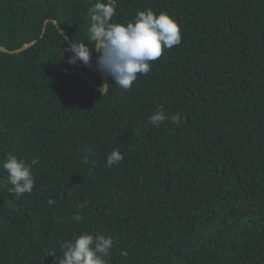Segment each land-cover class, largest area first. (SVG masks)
Returning <instances> with one entry per match:
<instances>
[{
  "label": "trees",
  "instance_id": "1",
  "mask_svg": "<svg viewBox=\"0 0 264 264\" xmlns=\"http://www.w3.org/2000/svg\"><path fill=\"white\" fill-rule=\"evenodd\" d=\"M95 2L0 0V45L35 41L0 51V160L39 159L19 198L0 168V264H58L84 231L112 237L109 264H264V0H116L112 22L165 11L182 40L129 90L105 75L103 95L68 63L88 43L100 85Z\"/></svg>",
  "mask_w": 264,
  "mask_h": 264
},
{
  "label": "clouds",
  "instance_id": "2",
  "mask_svg": "<svg viewBox=\"0 0 264 264\" xmlns=\"http://www.w3.org/2000/svg\"><path fill=\"white\" fill-rule=\"evenodd\" d=\"M115 14L116 0H96L88 10L90 26L87 29V42L100 53L96 69L110 76L119 88L129 90L138 74L146 75L150 72L151 62L158 60L165 49L181 43L182 34L175 18L165 11L157 14L150 8L140 10L132 21L122 23L112 22ZM68 51L71 53L68 63L80 61L90 66L91 52L88 43H70ZM107 90L108 85H105L101 89L102 95ZM166 119L169 117L160 107L148 118V122L159 127ZM170 119L179 125L181 118L174 114ZM86 152L91 155L90 149ZM122 160L123 154L114 149L106 157V167L110 168ZM38 163V158L27 162L11 153L0 160V168L7 173L4 183L12 185L8 191L16 198L32 191L35 184L32 167ZM48 203L52 205L55 201L49 198ZM73 219L78 222L82 217L77 214ZM112 245L111 236L81 232L74 239L60 245L62 256L58 264H109ZM121 255L126 256L127 252L122 251Z\"/></svg>",
  "mask_w": 264,
  "mask_h": 264
},
{
  "label": "water",
  "instance_id": "3",
  "mask_svg": "<svg viewBox=\"0 0 264 264\" xmlns=\"http://www.w3.org/2000/svg\"><path fill=\"white\" fill-rule=\"evenodd\" d=\"M54 23H55L57 29L61 32V30H60V28L58 27L57 23H56L55 21H54ZM64 38H65L66 40H69L68 37H66L65 35H64ZM34 42H35V41H31V42L25 43V44H23L21 47L16 48V49H12V50H8V49H6L5 47H3V46L0 45V51H1V52H5V53H9V54L18 53V52H20V51L26 49L27 47L31 46ZM96 52H97V51H96ZM98 56H99V52L96 53V59H97ZM83 65H84V63L81 62L80 67H79V70H78V71H79V74L82 76V78H83L84 80H86L91 86H93V88H94L95 90H98V91L101 92V89H102L105 85H107V81H106L105 74L101 73V82H100V85L97 86V85H95V84L92 82V80L88 77V75H86V74L84 73V71H83Z\"/></svg>",
  "mask_w": 264,
  "mask_h": 264
}]
</instances>
